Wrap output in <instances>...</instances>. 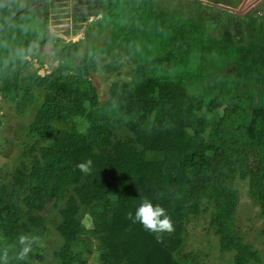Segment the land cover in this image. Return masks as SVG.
Wrapping results in <instances>:
<instances>
[{
  "label": "trees",
  "instance_id": "trees-1",
  "mask_svg": "<svg viewBox=\"0 0 264 264\" xmlns=\"http://www.w3.org/2000/svg\"><path fill=\"white\" fill-rule=\"evenodd\" d=\"M77 1L0 0V103L32 115L20 153L0 147V256L203 264L190 246L204 219L224 264H264L235 223L240 184L264 219V4L225 21L202 0ZM53 8L75 22L102 16L67 41L48 32ZM35 47L52 54L50 72L39 73ZM3 124L0 146L11 142ZM88 159L86 175L77 164ZM144 197L175 225L163 242L127 219ZM21 235L40 240L26 261L15 259Z\"/></svg>",
  "mask_w": 264,
  "mask_h": 264
},
{
  "label": "rangeland",
  "instance_id": "rangeland-1",
  "mask_svg": "<svg viewBox=\"0 0 264 264\" xmlns=\"http://www.w3.org/2000/svg\"><path fill=\"white\" fill-rule=\"evenodd\" d=\"M18 1V7H23L26 5L28 0H17ZM57 1V9L61 6H63L64 2H69L71 6L75 7V3H78L76 0H54ZM92 1V0H91ZM213 1V2H211ZM239 0H202V7L205 11H203L205 14L208 12V17L213 20V13H215V7L219 8L222 13V18L227 21L228 15L226 11H229L234 14L244 15L246 12H248L250 9L257 10L256 6L259 4H264V0H242L238 7L231 8L234 5L238 4ZM166 2V1H164ZM177 2V1H176ZM175 3H172L170 6H175ZM54 3V2H52ZM87 6H83L85 9H92L91 7H88L89 4L92 2H89L86 0ZM153 4L156 6H163L162 0H154L152 1ZM199 2H194L192 0H188L184 2L185 7H191L194 9L195 7H198ZM94 4V3H93ZM92 4V5H93ZM38 7V6H36ZM40 7V6H39ZM52 7V5H51ZM57 9L52 10V14L49 18V33H57L59 36H62L67 41L73 40L78 41L81 38L85 36V30L87 28V25L89 22H93L97 20L98 18H101L102 15L93 16L89 20H85L83 22H75L73 21L74 15L72 12L73 10H69V16L64 14H61V12L57 11ZM89 10H85L86 12H83L84 14H89ZM235 10V11H234ZM92 12V11H91ZM236 12V13H235ZM32 50V49H31ZM30 58L34 62L36 67L39 68V73L44 74L48 73L52 70L51 67V61L53 59L52 54L44 50V48H38L35 47L32 52L30 53ZM54 64H57V61L53 62ZM0 115L3 116L4 124L1 128V133L4 135L3 137H6L5 140H11V142H5L1 147L3 149H14L13 147L16 145V149L20 148L19 142L23 141V138L25 136V129L27 124L29 123V120L31 119L32 115L31 112L24 111L19 112L15 110L12 105L6 101H3L0 103ZM4 153V151L0 152ZM11 155V154H10ZM7 159V158H5ZM12 159V157H9L7 161ZM241 188V198H240V204L238 208V212L236 215L235 223H236V230L238 233L242 236H245L248 242H251L254 244L255 248H259L262 250L263 256H264V219L259 214L260 207L253 202L248 194H247V188L245 185L240 184ZM207 221L206 220H199L197 223H194L192 226V233H193V240L191 241V248L200 247L205 250L206 256L203 257L201 262L203 264H224L226 261L225 259L219 255L218 249L216 246V239L211 234L208 235L207 229ZM48 238V237H47ZM46 238V239H47ZM211 240V241H209ZM49 245L52 247L55 246L58 243L56 235L53 233L51 237L47 239ZM211 244H213V248L211 247ZM194 246V247H193ZM196 249V248H195ZM225 257L229 258L228 255ZM91 264H94V261H92Z\"/></svg>",
  "mask_w": 264,
  "mask_h": 264
},
{
  "label": "clouds",
  "instance_id": "clouds-1",
  "mask_svg": "<svg viewBox=\"0 0 264 264\" xmlns=\"http://www.w3.org/2000/svg\"><path fill=\"white\" fill-rule=\"evenodd\" d=\"M93 161L88 159L85 162L77 164V168L88 175L92 172ZM127 219H129L133 224L140 223L143 227L154 233L156 239L159 242H163V234H171L175 231V225L171 217L167 214L164 207L159 204L154 205L151 200L144 197L142 203L136 209L135 214L131 211L127 213ZM40 240L37 236H27L21 235L19 237V244L21 248L16 254L15 259L19 261H26L29 254L33 251V246L39 244ZM0 262L2 264H9L8 251L5 249L3 256H0Z\"/></svg>",
  "mask_w": 264,
  "mask_h": 264
}]
</instances>
